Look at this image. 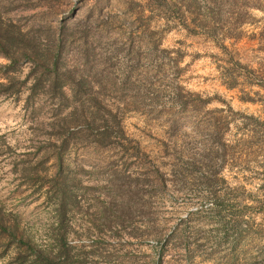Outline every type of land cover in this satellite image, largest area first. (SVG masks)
Listing matches in <instances>:
<instances>
[{"label": "rangeland", "instance_id": "374dc122", "mask_svg": "<svg viewBox=\"0 0 264 264\" xmlns=\"http://www.w3.org/2000/svg\"><path fill=\"white\" fill-rule=\"evenodd\" d=\"M214 1L238 36L214 38ZM0 13L85 80L60 106L31 94L32 62L9 72L0 54V82L15 78L0 91V212L17 235L0 230V264H39L22 234L56 264H264V0H0ZM91 98L118 114L106 142L70 116Z\"/></svg>", "mask_w": 264, "mask_h": 264}, {"label": "trees", "instance_id": "16d2710c", "mask_svg": "<svg viewBox=\"0 0 264 264\" xmlns=\"http://www.w3.org/2000/svg\"><path fill=\"white\" fill-rule=\"evenodd\" d=\"M218 3V4H217ZM248 8L253 7L247 5ZM223 13V6L221 2L214 1V38L217 40L220 36L225 38L238 36L239 31L235 26H222L223 21H217V17H221ZM185 27L191 32L197 31V29L190 27L187 23H184ZM195 24V23H194ZM198 24V23H196ZM199 26V25H195ZM220 40V39H219ZM221 47L225 50L228 49L227 45L221 44ZM0 54L6 57L10 62L7 65L3 66V69L6 71H14L17 64H21L24 61H30L33 63V69L31 71L34 76V82L32 84L31 91L32 95H35L39 92L51 93L56 96H60L62 100L59 102L60 106H69L68 99L66 95V88L70 87L74 99L80 100L78 98L81 93H83L82 87H84L83 79L76 81V87L74 83L69 82L68 78L73 77L69 69H64L61 62L62 56V46L56 45V47L47 46L44 47L41 43L40 37L31 31L23 30L18 24L12 21H7L3 18L0 13ZM237 65L244 66L240 61H236ZM253 71V70H252ZM9 78V77H8ZM14 77L9 78V83L0 82V91L1 92H13V81ZM26 83V80L23 81ZM234 83H228V87H234ZM264 84V82H263ZM260 83V85L264 86ZM78 87V89H77ZM81 92V93H80ZM92 106V107H91ZM102 109L100 104L97 101H94V98H91L89 103L83 101H78L73 107L70 116L78 120L79 116L86 118L90 129L99 130L98 140L106 142L110 136L111 129L117 119L118 114L114 113L112 110L108 109V115L101 114ZM90 114V115H89ZM116 123V122H115ZM119 128L124 133L123 127H121V122H118ZM159 172V171H158ZM59 190L62 191V194H57L59 201V209L61 213V220L65 217L66 206L68 204V185L62 184ZM0 230L3 232L13 231L12 235H16L15 228L11 225H7L5 218L0 212ZM20 244L24 246L26 253L29 252V256H35L39 264H56L52 258L45 259L44 253L47 249L39 248L36 244L32 243L29 237H25L22 234L20 239ZM66 246V244L64 245ZM22 253H17L15 259ZM59 256H62L61 254ZM63 262V261H62ZM64 263V262H63ZM12 264V262L7 263Z\"/></svg>", "mask_w": 264, "mask_h": 264}]
</instances>
